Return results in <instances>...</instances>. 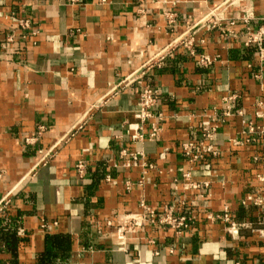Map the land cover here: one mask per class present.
<instances>
[{
    "label": "crops",
    "instance_id": "crops-1",
    "mask_svg": "<svg viewBox=\"0 0 264 264\" xmlns=\"http://www.w3.org/2000/svg\"><path fill=\"white\" fill-rule=\"evenodd\" d=\"M229 3L0 0V264H264V205L248 200L263 192L264 149L230 142L244 137L264 99L259 45H245L248 26L264 28V0ZM218 7L234 35L194 26ZM25 15L34 27L18 54L24 31L12 18ZM192 28L191 50L181 38ZM144 66L164 115L155 139L137 117L140 85L123 83ZM229 94L238 98L215 135L220 152L193 172L210 185L187 189L181 146L222 113ZM124 150L143 156L124 167ZM141 199L155 207L185 200L193 227L177 236L147 224L121 245L107 223L139 212ZM225 206L237 232L208 217Z\"/></svg>",
    "mask_w": 264,
    "mask_h": 264
},
{
    "label": "built area",
    "instance_id": "built-area-1",
    "mask_svg": "<svg viewBox=\"0 0 264 264\" xmlns=\"http://www.w3.org/2000/svg\"><path fill=\"white\" fill-rule=\"evenodd\" d=\"M65 5H76L80 4L82 0H61ZM218 13V12H217ZM215 16L214 13L209 14L206 18L201 19L196 25H204L209 28H217L220 27L223 32L227 34L234 35V30H228V28H224L220 22H222L221 18H213ZM13 21L19 26L20 29L24 31L21 35V44L16 47L15 52L18 54H22L25 50L24 42L27 40V37L31 34L33 30V21L30 16H22L17 17L14 16ZM246 23H249V20H245ZM169 22L171 26L175 25L174 15L169 17ZM231 24H234L232 21ZM230 24V25H231ZM223 28V29H222ZM15 34H12L8 39L9 42H14ZM245 45L249 46L252 44L259 45L258 57L260 62H264V28H260L258 30H253L251 27H247L245 31ZM182 39V44L188 49H193L194 45V32L193 28L189 29L185 36ZM1 56V52H0ZM163 57L157 60H150L147 62V65L152 67L158 66L162 61ZM200 63L204 65H209L212 63L211 59L208 56H202L200 58ZM145 66L138 69L129 75L123 83L125 86H131L133 84H139L140 90L138 94V105H137V117L139 118L142 127L145 124H149L148 136L151 139H155L162 130V123L164 120V115L162 112L157 110L159 95L156 90H154L149 84L144 83V70ZM238 98L237 94H229L224 98L225 108L221 114H212L209 115L208 121L204 122L197 130L192 132L191 138L185 141L181 146V151L184 157L188 160L191 165V168L185 170L183 172V180L185 182V188L187 189H200L202 186L207 187L210 185L209 181H194L193 180V172L194 170L200 166L206 159L213 156H218L220 152V148L214 143L215 135L218 133L219 127L221 123H223L226 118L233 116L234 111V103ZM239 114H243L242 111L238 112ZM254 117L255 120H251L247 122V128L243 130V138L240 137H231L230 142L233 145H240L242 143H255L262 142V148L264 149V99L257 100L254 105ZM261 121V123L258 122ZM137 139H143L144 133L141 132L134 136ZM29 141V139H28ZM122 154L127 156L128 159L123 163L124 167H129L132 161L138 160V158L143 156L142 153L138 152H127L123 151ZM258 159V157H256ZM132 160V161H131ZM85 165L83 162L78 164V170L81 174H84ZM2 174L0 173V178ZM260 181L263 183L262 186V194L257 196L256 199L253 196L248 198L249 201L254 202L257 205H264V173L262 175H258ZM7 199V198H5ZM247 200H243L241 204L244 206L248 205ZM139 206L141 210L139 212H130L126 213L116 221H108L107 225L109 227L110 233L114 234L116 238L120 241L121 245H125L128 241L129 237L133 234H137L142 232L147 224L163 226L165 228H171L175 231L177 236L181 235L184 231L190 229L194 225V217L187 213L189 212V206L185 200H178V202L170 201L165 202L161 206H152L150 205L146 199H141L139 202ZM263 209V208H262ZM208 217L216 220L221 219L227 222L231 221V232H237L238 227L236 221L233 219V215L228 206L224 207L222 212H209Z\"/></svg>",
    "mask_w": 264,
    "mask_h": 264
},
{
    "label": "rangeland",
    "instance_id": "rangeland-1",
    "mask_svg": "<svg viewBox=\"0 0 264 264\" xmlns=\"http://www.w3.org/2000/svg\"><path fill=\"white\" fill-rule=\"evenodd\" d=\"M237 1L238 0H230V3H229V5H233V4H235V3H237ZM228 5V6H229ZM218 9V10H217ZM216 10H217V12H216V10H215V12H214V14H215V16H213V18H223L221 15H220V12H219V9H221V7H218Z\"/></svg>",
    "mask_w": 264,
    "mask_h": 264
}]
</instances>
